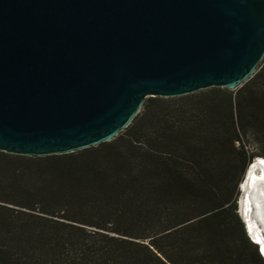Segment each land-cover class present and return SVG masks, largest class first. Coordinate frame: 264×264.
I'll list each match as a JSON object with an SVG mask.
<instances>
[{"label":"trees","instance_id":"1","mask_svg":"<svg viewBox=\"0 0 264 264\" xmlns=\"http://www.w3.org/2000/svg\"><path fill=\"white\" fill-rule=\"evenodd\" d=\"M183 98H148L98 147L0 151V264H264L238 203L264 157V61L237 91Z\"/></svg>","mask_w":264,"mask_h":264},{"label":"water","instance_id":"2","mask_svg":"<svg viewBox=\"0 0 264 264\" xmlns=\"http://www.w3.org/2000/svg\"><path fill=\"white\" fill-rule=\"evenodd\" d=\"M263 61L264 0H0V151L98 147L148 98L235 91Z\"/></svg>","mask_w":264,"mask_h":264},{"label":"bare ground","instance_id":"3","mask_svg":"<svg viewBox=\"0 0 264 264\" xmlns=\"http://www.w3.org/2000/svg\"><path fill=\"white\" fill-rule=\"evenodd\" d=\"M242 188L248 193L243 206L247 226L264 252V157L251 163Z\"/></svg>","mask_w":264,"mask_h":264},{"label":"rangeland","instance_id":"4","mask_svg":"<svg viewBox=\"0 0 264 264\" xmlns=\"http://www.w3.org/2000/svg\"><path fill=\"white\" fill-rule=\"evenodd\" d=\"M262 63H263V62H262ZM213 88H215V87H213ZM209 89H211V88H209ZM239 89H240V88H239ZM239 89H237V90H239ZM207 90H208V89L201 90V91H199V92H197V93L204 92V91H207ZM237 90H235V91H237ZM230 91H231V90H230ZM232 92H233V91H232ZM197 93H194V94H197ZM190 95H192V94H190ZM186 96H187V95H186ZM183 97H185V96H182V99L179 101V103L186 104V103H190V102H192V101H197L196 98H194V99H189V98H183ZM177 98H180V97H177ZM245 142H249V143H247V144H248V147H247V148H248L249 150H251V152L254 151L255 148L257 147L256 144H255L254 137H253L252 135H250V136L247 138V140H246ZM253 162H254V161H253ZM242 186H243V184L239 186L240 193H241V194H240V197H239V200H238V203H239V212H240V214H241L242 216L246 217V215L244 214L243 206H244V203H245V200H246V197H245V196H246L248 193H246L245 190H243ZM244 198H245V199H244Z\"/></svg>","mask_w":264,"mask_h":264},{"label":"clouds","instance_id":"5","mask_svg":"<svg viewBox=\"0 0 264 264\" xmlns=\"http://www.w3.org/2000/svg\"><path fill=\"white\" fill-rule=\"evenodd\" d=\"M256 159H258V158H256ZM255 159V160H256ZM254 160V161H255ZM242 216V215H241ZM243 217V219H244V221H245V223H246V227H247V221H246V217H244V216H242ZM247 230H248V227H247ZM248 233H249V235H250V237H251V239H252V241L256 244L257 242H256V239L252 236V234L250 233V231L248 230ZM260 249V248H259ZM260 252H261V250H260ZM261 254L263 255V257H264V254L261 252Z\"/></svg>","mask_w":264,"mask_h":264}]
</instances>
